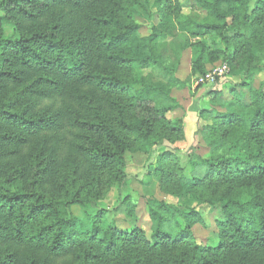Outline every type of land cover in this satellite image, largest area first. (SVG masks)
<instances>
[{"label":"trees","instance_id":"obj_1","mask_svg":"<svg viewBox=\"0 0 264 264\" xmlns=\"http://www.w3.org/2000/svg\"><path fill=\"white\" fill-rule=\"evenodd\" d=\"M149 1L0 0V246H21L30 264L40 252L69 256L73 264H264V84H249L264 66L240 54L256 49L264 58V0H184L206 15L185 22L201 39L190 76L225 62L229 73L213 92L220 95L216 89L231 77L238 79L233 97L240 88L249 91L247 104L238 99L227 112L200 113L202 138L188 150L187 175L176 150L165 145L184 139L183 115L193 96L188 80L177 76L181 60L169 66L161 56L171 15L140 33L145 27L134 17L149 18ZM145 70H159L166 80L138 74ZM54 98L62 99L60 109L41 108ZM175 111L181 116L170 119ZM65 133L75 141L61 162ZM146 151L156 155L154 170L174 183L173 196L186 195L196 206L151 197L144 201L147 229L122 230L105 220L108 210L98 203L115 189L118 204L134 217L136 201L121 196L125 154ZM74 206L95 214L74 216ZM201 206L219 213L211 246L193 236ZM16 259L0 252V264Z\"/></svg>","mask_w":264,"mask_h":264},{"label":"rangeland","instance_id":"obj_2","mask_svg":"<svg viewBox=\"0 0 264 264\" xmlns=\"http://www.w3.org/2000/svg\"><path fill=\"white\" fill-rule=\"evenodd\" d=\"M154 0L149 1V18L135 16L136 22L143 25L145 28L141 30V35L144 36L148 33L150 26H158L164 21L162 14L171 15V25L168 24L170 29V35H168L162 41V48L160 50L162 58L169 66H174L181 60V66L178 71V78L181 80H188L193 100L187 107L185 114L183 115V129L184 139L182 141H176L173 144L165 145L166 150H176L174 152L175 157L178 159L180 166L186 167V175L188 174V150L190 147H196L197 140H201L202 136L200 132L204 126V122L200 119V113L206 110H213L215 112H227L230 108V104L236 102L238 99L244 104L249 102V91L247 88L238 89V96L234 97L230 93V87L233 83L237 84L238 79L231 77L229 83L223 85L216 90L220 92L216 94L213 92V86L208 83H204L196 86V81L199 76H190V61L194 55V45L201 41V39L194 38L190 34V28L185 24L187 20L194 22H202L205 20V13L192 1H180L179 4L168 3L167 0H162L161 5L154 3ZM171 6V8L169 7ZM254 1L250 2L248 14L253 10ZM176 7V9H175ZM178 10V11H177ZM179 12L180 17L177 18L176 14ZM145 15V14H144ZM1 16V13H0ZM263 28H261V34L264 30V16L262 21ZM181 28L185 31H181ZM1 29L4 36H8L11 33L10 27L6 23H2ZM263 36L258 39V42H262ZM209 46L213 45L211 38L208 40ZM185 46H188L187 48ZM212 48V47H211ZM241 55L248 56L253 55L251 64L262 67L264 66L263 54L260 50L256 49H241ZM239 56V55H238ZM237 56V57H238ZM225 62H215L212 65L206 67V72L212 70L218 65ZM138 74H151L155 82H164L166 80L163 73L159 70L154 71H138ZM250 87L258 89L264 84V71L256 69L253 72L249 81ZM216 91V92H217ZM62 99L54 98L52 100L44 101L41 108L50 107L52 110L60 109ZM104 111L106 108L103 107ZM181 116L180 112L175 111L169 115L170 119H176ZM188 120V122H187ZM186 122V124H185ZM198 132V133H197ZM65 149L63 150L60 161L67 156L68 145L70 142L75 141L73 136L65 133ZM159 152L158 150L156 153ZM174 155L172 158H174ZM156 155L151 156L149 151L136 152L125 154L126 172L128 173L127 187L121 191V196L130 195V202L136 201V207L134 209V217H130L127 213L125 205H119L116 197V190H110L102 201L98 203L99 208L108 210L105 214V220L108 222H114L116 226L122 230H127L131 227L137 226L142 230L147 229L149 223L146 210L144 209V201L151 197H155L164 200L169 203L175 204L179 208H195L196 204L192 202L188 196L182 195L175 197L174 190L175 185L171 181L166 182L158 171H155ZM171 163L167 164V170L171 169ZM150 171V173H148ZM197 212L200 214L201 223L193 227L192 232L195 240L200 244L214 245L218 241V227L217 221L219 219V213L216 210L208 208L206 206L196 207ZM74 216L83 217L85 214H95V209L90 206L79 207L74 206L71 209ZM0 252L5 254L17 255L15 264H30L29 252L21 246H0ZM34 263L36 264H73L74 261L71 257H65L55 259L47 257L42 252L34 255Z\"/></svg>","mask_w":264,"mask_h":264},{"label":"built area","instance_id":"obj_3","mask_svg":"<svg viewBox=\"0 0 264 264\" xmlns=\"http://www.w3.org/2000/svg\"><path fill=\"white\" fill-rule=\"evenodd\" d=\"M229 73V68L227 64H221L213 68L212 70L206 72L204 76H199L196 81V86L208 83L214 85L217 80L224 79Z\"/></svg>","mask_w":264,"mask_h":264},{"label":"crops","instance_id":"obj_4","mask_svg":"<svg viewBox=\"0 0 264 264\" xmlns=\"http://www.w3.org/2000/svg\"><path fill=\"white\" fill-rule=\"evenodd\" d=\"M187 122H188V120H187ZM185 124H186V122H185Z\"/></svg>","mask_w":264,"mask_h":264}]
</instances>
